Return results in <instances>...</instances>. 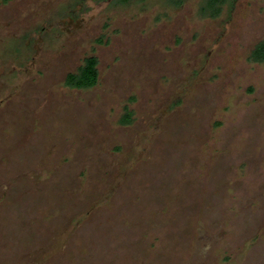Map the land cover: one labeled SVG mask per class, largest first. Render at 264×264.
Segmentation results:
<instances>
[{
  "label": "rangeland",
  "instance_id": "374dc122",
  "mask_svg": "<svg viewBox=\"0 0 264 264\" xmlns=\"http://www.w3.org/2000/svg\"><path fill=\"white\" fill-rule=\"evenodd\" d=\"M205 1L0 0V264H264V0Z\"/></svg>",
  "mask_w": 264,
  "mask_h": 264
},
{
  "label": "trees",
  "instance_id": "16d2710c",
  "mask_svg": "<svg viewBox=\"0 0 264 264\" xmlns=\"http://www.w3.org/2000/svg\"><path fill=\"white\" fill-rule=\"evenodd\" d=\"M223 0H208L199 8V14L202 17L209 15L211 18L216 17L220 11V5ZM255 57L257 59L255 60ZM250 61L253 58L257 63L264 62V41L260 42L257 47L252 50L250 54ZM258 60V61H257ZM97 60L94 57H89L84 59L83 64L78 68L76 73L68 74L65 78V85L69 88L74 89H88L96 84L97 70H96ZM91 79L92 85H86L82 80ZM126 116L130 117L131 113H125ZM125 117V115H124ZM130 120V119H129ZM130 122V121H129Z\"/></svg>",
  "mask_w": 264,
  "mask_h": 264
},
{
  "label": "flooded vegetation",
  "instance_id": "af4514ba",
  "mask_svg": "<svg viewBox=\"0 0 264 264\" xmlns=\"http://www.w3.org/2000/svg\"><path fill=\"white\" fill-rule=\"evenodd\" d=\"M207 1H208V0H206L205 2H207ZM205 2H204L203 4H205ZM224 2H225V0H223L222 3L219 4V5H220V11H221L222 4H223ZM220 11H219V13H220ZM206 17H210V16L207 15ZM213 18H215V17H213ZM263 41H264V40H263ZM263 41H262V42H263ZM258 44H259V43H258ZM263 63H264V62H263ZM258 64H262V63H258ZM67 87H68V86H67ZM125 113H126V112H125ZM125 113H124V114H125ZM127 113H130V112L127 111ZM124 114H123V115H124ZM123 115H122V117H123ZM130 118H131V116H130Z\"/></svg>",
  "mask_w": 264,
  "mask_h": 264
}]
</instances>
